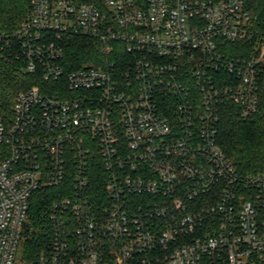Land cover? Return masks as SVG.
Instances as JSON below:
<instances>
[{"label": "built area", "instance_id": "1", "mask_svg": "<svg viewBox=\"0 0 264 264\" xmlns=\"http://www.w3.org/2000/svg\"><path fill=\"white\" fill-rule=\"evenodd\" d=\"M101 3L30 0L0 35V59L39 79L0 100V264H264V173L217 143L223 107L258 114L264 31L245 0ZM71 38L97 55L72 65ZM47 188L49 250L23 262Z\"/></svg>", "mask_w": 264, "mask_h": 264}, {"label": "trees", "instance_id": "2", "mask_svg": "<svg viewBox=\"0 0 264 264\" xmlns=\"http://www.w3.org/2000/svg\"><path fill=\"white\" fill-rule=\"evenodd\" d=\"M80 1L102 5L101 0ZM245 2L253 24L264 31V0ZM30 8V0H0V35L18 29L28 19ZM94 46L88 40L71 38L65 54L72 65L77 66L91 61L97 55ZM232 46L234 49H230L228 55L236 56L237 46ZM245 47L250 48L249 45ZM38 80L25 73L16 63L9 64L0 59V100L7 110L19 92L36 85ZM258 102V114L253 120H241L233 106H226L221 111L219 121L218 146L244 176L264 173V69L259 83ZM60 192L59 188H47L31 196L17 249L21 261L34 262L41 253L49 250L51 230L48 214Z\"/></svg>", "mask_w": 264, "mask_h": 264}]
</instances>
